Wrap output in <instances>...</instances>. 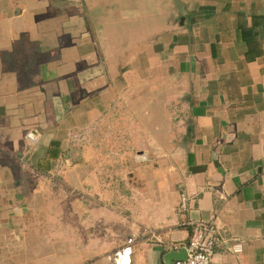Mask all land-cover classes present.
<instances>
[{
	"label": "crops",
	"instance_id": "1",
	"mask_svg": "<svg viewBox=\"0 0 264 264\" xmlns=\"http://www.w3.org/2000/svg\"><path fill=\"white\" fill-rule=\"evenodd\" d=\"M194 221L264 264V0H0V264H172Z\"/></svg>",
	"mask_w": 264,
	"mask_h": 264
},
{
	"label": "built area",
	"instance_id": "2",
	"mask_svg": "<svg viewBox=\"0 0 264 264\" xmlns=\"http://www.w3.org/2000/svg\"><path fill=\"white\" fill-rule=\"evenodd\" d=\"M32 138V136H30ZM185 201V197H183ZM191 234L188 242L175 249H185L187 259L175 261L173 264H212L221 242L219 230L214 221H194L190 223ZM133 239H129L126 246L115 252L111 257L112 264H132ZM233 252L242 250V243L236 242L231 246Z\"/></svg>",
	"mask_w": 264,
	"mask_h": 264
},
{
	"label": "water",
	"instance_id": "3",
	"mask_svg": "<svg viewBox=\"0 0 264 264\" xmlns=\"http://www.w3.org/2000/svg\"><path fill=\"white\" fill-rule=\"evenodd\" d=\"M172 257H174V261L172 262V264H173L175 261L186 260L187 259V253H186L185 249H181L178 252H173Z\"/></svg>",
	"mask_w": 264,
	"mask_h": 264
}]
</instances>
